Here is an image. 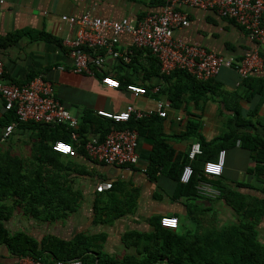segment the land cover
<instances>
[{"label": "crops", "instance_id": "obj_1", "mask_svg": "<svg viewBox=\"0 0 264 264\" xmlns=\"http://www.w3.org/2000/svg\"><path fill=\"white\" fill-rule=\"evenodd\" d=\"M164 4L165 0H4L0 3V59L4 64L3 75L9 81L23 84L29 82L32 75L44 74L55 84L56 96L78 117L80 126L87 115L93 117L94 123L90 125L86 136H99L98 123L104 118L98 116L96 110L117 112L129 104L149 110L156 106L158 98L167 97L155 93L153 88L146 95L134 96L125 84L120 88H111L102 82L105 74L117 78L129 74L141 84L147 72L156 70L155 63L148 59L151 54L146 49L140 50L142 52L136 55V63L131 67L108 56L94 75L75 72L65 40L75 36L78 26L63 20L62 16L80 17L91 11L96 16L110 19L128 17L135 24L148 12L159 11ZM177 7L188 13L189 24L177 29L175 38L201 44L235 58H242L258 47L264 58V44L257 45L243 26L234 20L221 16L212 8L190 5ZM21 29L45 31L55 40H32L26 36L13 43L2 44L9 34ZM128 42L129 37L124 35L120 47L124 48ZM151 77L150 82L163 85V77L155 73ZM252 77L264 79V69ZM210 87L212 91L207 101L171 108L168 117H161L157 122H152L148 129L144 128L148 135L162 132L173 148L174 155L168 161L169 165L174 164L172 175L183 171V157L189 155L191 145L195 142L201 144V140L193 134L196 124L207 141L217 139L233 128L239 132L264 136V99L260 94H254L252 84L245 87L237 72L225 67L212 78ZM240 114L245 117V122L240 119ZM178 116L182 120H177ZM15 119L13 111L5 110L0 95V154L11 152L31 161L32 148L40 133L36 124L18 123L11 136L1 140L5 126ZM189 126L192 130L188 129ZM152 149L153 139L139 135L140 159L132 165H110L78 153L72 158L82 169L81 173L72 175L75 187L81 191L78 210L64 219L43 222L29 218L22 208H15L11 217L4 221L5 227L11 233L24 231L38 241L49 234L66 241H72L79 233L100 235L101 238L96 242L102 244V252L111 258L122 259L127 255L139 256L145 250L149 243L146 235L155 230L154 218L176 215L179 227L175 231L187 233L198 227L199 222L205 226L207 218L214 217L217 210H223L222 206L216 207L217 199L210 200L204 196L178 197V183L167 173L168 167H160L151 177L148 167ZM221 149L226 150L224 172L219 177H208V180L215 186L213 179L222 180L244 194L264 197L261 192L264 177L250 172L256 165L254 153L243 147L240 141L226 143ZM232 164L234 173L230 172ZM237 173L246 174V180L239 181L240 174ZM247 176L250 180H247ZM106 181L112 182L113 187L98 192L96 186ZM238 182L248 186H239ZM226 206L228 210L234 211L229 205ZM97 207L101 210L98 211ZM99 218L101 221L97 222ZM130 231L141 233L144 237H135L126 244L123 235ZM89 254L90 264H106L100 263L93 249ZM18 260L5 244H0V264H17ZM156 264L169 263L164 259Z\"/></svg>", "mask_w": 264, "mask_h": 264}, {"label": "trees", "instance_id": "obj_2", "mask_svg": "<svg viewBox=\"0 0 264 264\" xmlns=\"http://www.w3.org/2000/svg\"><path fill=\"white\" fill-rule=\"evenodd\" d=\"M26 36L32 40H55L51 34L45 31L21 29L9 34L4 38L5 41L2 44L7 45ZM140 50H135L132 62L127 66H134L136 55L142 52ZM150 54L152 56L149 55L148 59L155 63L156 70L147 72L141 82L148 90L157 86L152 81L150 82L151 76L155 73L163 77L164 80L163 85H159L160 92L157 94L165 95L167 97L165 99L173 108H179L182 104L188 105L191 102L196 104L201 101L205 102L210 98L212 79L199 80L184 69H175L171 74L165 75L161 73L159 60L151 52ZM34 76L32 75L30 78ZM118 78L121 85L138 83V79H133L129 74H123ZM147 79L149 83H147ZM243 81L245 87L249 83L252 84L254 94H260L264 99L263 78L251 76ZM252 82L255 84L253 85ZM159 118L161 116L158 114L139 119L133 116L125 123H117L112 119L104 118L98 123L97 132L100 139H103L113 129L129 127L137 129L139 135H147L152 138L153 149L150 154L148 173L154 177L160 167H168L167 173L174 177L178 183V197H202L198 193L196 185L200 179L208 178L203 171L204 164L207 160L216 159L226 143L240 141L243 147L252 151L256 165L250 172L264 177V136L239 132L233 128L217 139L207 141L196 124L193 134L201 140L202 153L194 159H189L188 154L183 157L182 168L187 163L191 164L194 175L190 182H180L181 173L172 175L171 169L174 164L169 165L168 163L174 155V150L168 144L165 135L162 132H153L149 135L148 132H144V128L148 129L151 123L157 122L160 120ZM240 119L243 122L246 121L241 114ZM93 123V117L89 118L87 115L83 124L79 126L78 133L83 144L88 140L86 133ZM34 124L39 127L40 133L37 134L32 148L31 157L33 159L31 161L11 152L0 154V244H5L13 255L18 258L32 256L48 264L57 260L75 258L80 259L83 264H90L89 252L93 249L99 256L100 263L106 264H156L164 259H167L169 264H264V239L260 237L259 230V225L264 218V197H252L244 194L217 179L212 181L222 191L220 198L234 210L238 221L220 227L214 215V217L207 218L205 226L199 222L197 223L198 227L194 230L183 233L163 227L160 224V218H154L155 230L152 234L146 235L149 243L145 250L139 253V256L127 255L122 259L111 258L102 252V244L96 242L101 238L100 235L79 233L72 241H66L49 234L38 241L24 231L9 232L4 221L11 217L15 208H22L24 214L29 218L53 222L68 217L80 206L81 191L75 187L72 175L81 173V166L72 159L73 156L53 150L52 143L57 139H63L72 142L78 153L88 156L86 151L83 146L72 141L70 128L67 125ZM188 129L191 127L189 126ZM262 183L261 192L264 194V179ZM238 185L248 186L243 182H238ZM97 210L101 209L97 207ZM96 221L100 222L101 218ZM135 237L142 238L144 235L133 231L126 232L123 235V241L129 244V241Z\"/></svg>", "mask_w": 264, "mask_h": 264}, {"label": "built area", "instance_id": "obj_3", "mask_svg": "<svg viewBox=\"0 0 264 264\" xmlns=\"http://www.w3.org/2000/svg\"><path fill=\"white\" fill-rule=\"evenodd\" d=\"M4 0H0L3 3ZM190 5L200 8L215 9L221 16L229 18L243 26L249 38L257 45L264 44V0H165L159 11L148 12L135 24L128 17L110 19L94 15L91 11L82 16L63 15L62 19L78 26L74 37L67 38L65 45L73 62V70L77 73L94 75L97 68L112 57L121 63L129 64L136 49L149 50L160 62L161 73L171 74L175 69H184L199 80H209L217 76L222 68H232L240 80H245L261 73L264 69V58L257 47L242 58L225 55L207 48L204 45L187 42L175 38V31L189 24L188 13L177 6ZM124 35L129 42L120 47ZM3 61L0 59V95L4 108L13 111L15 121L6 125L1 140H7L18 123L65 124L70 128L73 142L83 146L86 154L93 160L110 165H132L139 162V132L135 128L113 129L103 139L92 136L83 144L78 133L80 121L65 104L56 96L55 84L44 74H38L29 82L17 84L4 77ZM62 68V67H61ZM102 82L111 88H120L119 78L105 74ZM126 89L134 96L146 95L148 89L139 83H128ZM152 91L160 92V86ZM173 108L165 98H158L153 109L142 110L129 104L124 110L112 112L106 109L96 110L102 118H109L117 123L128 122L131 117L137 119L158 114L168 117ZM177 120H182L181 116ZM53 150L67 155L77 156L74 144L63 139L52 143ZM202 153L199 142L191 145L190 159ZM226 164V150L219 151L216 159L207 160L203 171L207 177H219ZM194 175L191 164L184 166L180 182L188 183ZM112 182H101L96 186L98 192L109 190ZM196 189L201 196L218 199L222 191L208 178L198 181ZM160 224L169 229L179 227L176 215H165ZM17 264H48L32 256H22ZM51 264H83L78 258L57 260Z\"/></svg>", "mask_w": 264, "mask_h": 264}, {"label": "rangeland", "instance_id": "obj_4", "mask_svg": "<svg viewBox=\"0 0 264 264\" xmlns=\"http://www.w3.org/2000/svg\"><path fill=\"white\" fill-rule=\"evenodd\" d=\"M233 165L234 164H232L230 167L231 173H234L233 169H232L234 167ZM237 174H240V180L239 181L246 180L245 179L246 174H244V173H237ZM247 180H250V178L248 176H247ZM255 183H257V182L255 181ZM224 202L225 201L221 198H219L215 201V205L217 208L219 206H222V208H223V210H221V211L217 210V212L214 213V215L218 219V223H219L220 227H223L224 225L231 224V223L238 221L237 214L234 213V211H232V210H228L227 209L228 207L226 206V204ZM224 209H226V210L224 211ZM259 230H260V237L264 239V221L263 220L259 225Z\"/></svg>", "mask_w": 264, "mask_h": 264}]
</instances>
